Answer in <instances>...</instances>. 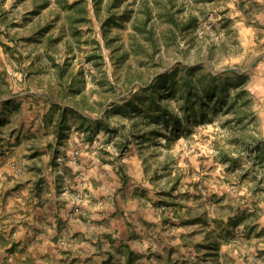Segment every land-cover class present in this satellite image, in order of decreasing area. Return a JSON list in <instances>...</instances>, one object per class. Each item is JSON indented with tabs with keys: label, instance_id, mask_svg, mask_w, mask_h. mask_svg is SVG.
Listing matches in <instances>:
<instances>
[{
	"label": "rangeland",
	"instance_id": "rangeland-1",
	"mask_svg": "<svg viewBox=\"0 0 264 264\" xmlns=\"http://www.w3.org/2000/svg\"><path fill=\"white\" fill-rule=\"evenodd\" d=\"M114 1L0 0L4 218L57 222L64 247L85 224L104 264H264V0H150L196 18L161 22L158 47L136 33L142 0ZM180 62L245 74L243 119L223 109L142 143L119 106Z\"/></svg>",
	"mask_w": 264,
	"mask_h": 264
},
{
	"label": "trees",
	"instance_id": "trees-1",
	"mask_svg": "<svg viewBox=\"0 0 264 264\" xmlns=\"http://www.w3.org/2000/svg\"><path fill=\"white\" fill-rule=\"evenodd\" d=\"M101 1L99 0V3ZM121 1L115 0L112 7L121 6L123 3ZM141 3L142 13L136 18L134 27L136 33L155 47H158L156 29L161 22L168 21L184 31L195 27L196 18L193 16L183 22L170 12H164L165 9L168 10L166 7H175V0H169L170 5H164L165 8L160 10H156L155 4H152L150 0H142ZM128 17L129 13L122 18L110 17L107 24L120 23ZM172 31L175 33L173 28ZM126 55L127 53L124 56ZM231 70L234 76L225 82L224 74L214 73L205 62L194 64L180 62L167 68L152 81L143 84L136 97L119 106V109L132 122V128L135 129L134 134L137 139L141 138L142 143L156 135H163L162 126L176 132L186 118L201 122L211 121L214 119L212 114H217L223 109L234 112L237 120L241 122L242 112L247 106V102L242 100L244 95L248 94L244 88L246 76L236 69ZM79 79L81 80V77ZM53 105L60 107L55 102ZM72 110L84 117L88 116L82 112L80 107H74ZM246 117H248L247 114ZM60 128L62 135V129L65 128L63 125Z\"/></svg>",
	"mask_w": 264,
	"mask_h": 264
},
{
	"label": "crops",
	"instance_id": "crops-1",
	"mask_svg": "<svg viewBox=\"0 0 264 264\" xmlns=\"http://www.w3.org/2000/svg\"><path fill=\"white\" fill-rule=\"evenodd\" d=\"M12 211L10 206L0 207V264H104L105 256L84 238L88 230L85 224L70 229L77 242L64 247L57 241L62 232L57 222L49 230L38 221L25 227L15 217L11 220V215L4 218Z\"/></svg>",
	"mask_w": 264,
	"mask_h": 264
}]
</instances>
